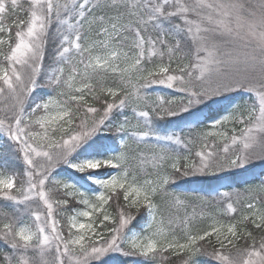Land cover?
<instances>
[{"label":"snow or ice","instance_id":"obj_1","mask_svg":"<svg viewBox=\"0 0 264 264\" xmlns=\"http://www.w3.org/2000/svg\"><path fill=\"white\" fill-rule=\"evenodd\" d=\"M0 145V264H264V0H0Z\"/></svg>","mask_w":264,"mask_h":264},{"label":"trees","instance_id":"obj_2","mask_svg":"<svg viewBox=\"0 0 264 264\" xmlns=\"http://www.w3.org/2000/svg\"><path fill=\"white\" fill-rule=\"evenodd\" d=\"M237 100H240V97H237ZM4 147L3 145H0V151H3ZM260 175H261V169L259 167H257L255 169V172L246 176H242V177H236L234 180L232 181H224L221 182L219 184H214L213 187H220L221 184H228V183H232L235 184L236 186H242L243 182L245 180L252 182V183H258L259 179H260ZM178 186L183 187L184 191H192V190H197V189H201L202 185H200L199 183L194 182V180L192 179H187V180H183V181H178ZM125 262H127V264H131L129 258H125V257H116L114 259V264H125Z\"/></svg>","mask_w":264,"mask_h":264},{"label":"rangeland","instance_id":"obj_3","mask_svg":"<svg viewBox=\"0 0 264 264\" xmlns=\"http://www.w3.org/2000/svg\"><path fill=\"white\" fill-rule=\"evenodd\" d=\"M237 102H241L242 103L243 101L240 99V100H237ZM177 191H184V188L178 186Z\"/></svg>","mask_w":264,"mask_h":264}]
</instances>
